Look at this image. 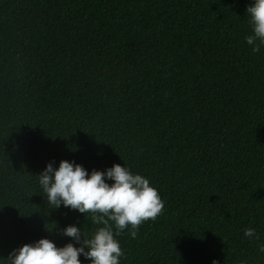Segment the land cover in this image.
<instances>
[{"label": "trees", "instance_id": "obj_1", "mask_svg": "<svg viewBox=\"0 0 264 264\" xmlns=\"http://www.w3.org/2000/svg\"><path fill=\"white\" fill-rule=\"evenodd\" d=\"M251 3L0 0V264L40 238L63 246L67 225L102 226L47 205L35 175L61 160L125 165L158 190L156 219L116 237L120 264H264V46L244 39Z\"/></svg>", "mask_w": 264, "mask_h": 264}, {"label": "clouds", "instance_id": "obj_2", "mask_svg": "<svg viewBox=\"0 0 264 264\" xmlns=\"http://www.w3.org/2000/svg\"><path fill=\"white\" fill-rule=\"evenodd\" d=\"M245 11L251 34L244 39L256 53L264 46V0H252ZM35 176L52 209L63 206L85 214L86 219L90 213L91 222L102 226L88 236L76 224L67 225L61 235L71 238L68 243L57 246L51 239L40 238L12 249L4 264H83L80 257L88 264H120L123 251L116 237L127 229L135 238L139 225L155 220L164 207L149 179L121 164L89 172L75 161L61 160L58 167L52 161ZM243 235L259 239L252 227L245 228ZM258 251L264 253V244Z\"/></svg>", "mask_w": 264, "mask_h": 264}]
</instances>
